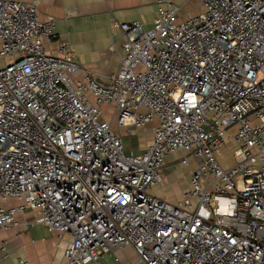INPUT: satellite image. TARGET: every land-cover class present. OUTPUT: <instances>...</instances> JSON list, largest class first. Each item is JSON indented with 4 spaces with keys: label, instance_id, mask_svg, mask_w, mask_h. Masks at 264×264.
<instances>
[{
    "label": "built area",
    "instance_id": "1",
    "mask_svg": "<svg viewBox=\"0 0 264 264\" xmlns=\"http://www.w3.org/2000/svg\"><path fill=\"white\" fill-rule=\"evenodd\" d=\"M176 1L150 28L116 24L122 64L104 81L69 42L48 49L38 0H0V199L18 201L0 228L34 212L70 238L65 264L125 249L127 264H264V0H197L194 14ZM149 125L146 149L126 152L123 134ZM178 151L198 165L172 202L151 188Z\"/></svg>",
    "mask_w": 264,
    "mask_h": 264
},
{
    "label": "crops",
    "instance_id": "2",
    "mask_svg": "<svg viewBox=\"0 0 264 264\" xmlns=\"http://www.w3.org/2000/svg\"><path fill=\"white\" fill-rule=\"evenodd\" d=\"M181 1L176 2L185 3ZM38 3L42 18L53 17L55 20L58 39L49 42L48 49L55 50L58 41L69 42L81 66L95 72L104 81H108L109 76L122 64L125 36L116 24L142 21L145 28H150L160 7V0H38ZM132 134L136 138L133 152L136 150L135 153H138L151 143L153 127L149 125L145 130H135ZM184 155V152L178 151L168 157L164 180L151 188L152 193L170 201L175 200L171 193L174 184L168 182L172 177L169 173L172 167L180 165ZM222 163L227 162L224 160ZM197 165V160L192 159L187 167L186 184L182 189L184 193L191 187V171ZM16 204L17 200L2 201V206ZM34 219V212H20L17 214L20 226L0 228V264H21V260L28 264H65L64 250L70 238L67 237L66 243H62L57 232L49 231L47 226L35 223ZM106 261L102 260L104 264Z\"/></svg>",
    "mask_w": 264,
    "mask_h": 264
},
{
    "label": "rangeland",
    "instance_id": "3",
    "mask_svg": "<svg viewBox=\"0 0 264 264\" xmlns=\"http://www.w3.org/2000/svg\"><path fill=\"white\" fill-rule=\"evenodd\" d=\"M181 2H186L185 3V11H187V12H189V13L191 12L192 14H194V13H197L199 11L200 5H199V2L197 0H182ZM113 126L116 129V131L120 132V134H121V130H123V129L118 127L115 123L113 124ZM134 131L135 130H132V131L130 130V131L125 132L123 134L126 152H130V151H133L134 149H136L135 134H132ZM139 148H138V150H139ZM134 152H136V150ZM220 157L223 159V161L225 160V162L231 163L233 161L232 150H230L228 147L227 150L223 151L220 154ZM187 170H188L187 167L183 168L182 166H180L178 164L177 166L172 167L171 173H169L172 177L170 180H168V182H169V184L170 183L174 184L171 187V191H172L171 193L173 194V196H175V200L174 199L172 200L173 202L177 201L178 197H181L182 194L184 193L182 189L184 187V184H186L185 181H186V176H187ZM0 200H1L0 206H2V201H6V200H2V199H0ZM61 242L66 243L65 240H63ZM134 258H135L134 253L130 249H125L123 252H121V262L120 263H116L112 257H110L105 263L106 264H126L128 261H131V259H134Z\"/></svg>",
    "mask_w": 264,
    "mask_h": 264
}]
</instances>
